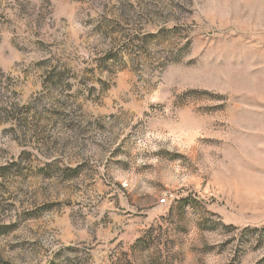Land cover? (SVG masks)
Listing matches in <instances>:
<instances>
[{"label": "rangeland", "instance_id": "374dc122", "mask_svg": "<svg viewBox=\"0 0 264 264\" xmlns=\"http://www.w3.org/2000/svg\"><path fill=\"white\" fill-rule=\"evenodd\" d=\"M0 264H264V0H0Z\"/></svg>", "mask_w": 264, "mask_h": 264}, {"label": "built area", "instance_id": "2783aa9c", "mask_svg": "<svg viewBox=\"0 0 264 264\" xmlns=\"http://www.w3.org/2000/svg\"><path fill=\"white\" fill-rule=\"evenodd\" d=\"M160 201H161L162 203H164V202H165V199L163 198V199H161Z\"/></svg>", "mask_w": 264, "mask_h": 264}]
</instances>
